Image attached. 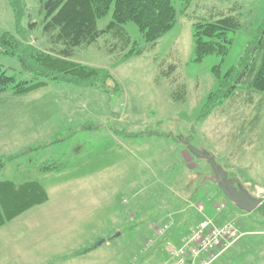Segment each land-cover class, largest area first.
<instances>
[{
  "label": "rangeland",
  "instance_id": "1",
  "mask_svg": "<svg viewBox=\"0 0 264 264\" xmlns=\"http://www.w3.org/2000/svg\"><path fill=\"white\" fill-rule=\"evenodd\" d=\"M173 2L179 14L177 24L140 56L121 63L118 55L108 52L105 38L76 50L73 60L108 70L121 92L52 82L19 95L26 97L21 100L11 92L0 95V158L16 156L0 168V180L28 172L30 159L59 158L64 151L73 153L78 145L85 152L70 157V166L62 172L37 174L33 180L44 187L49 200L19 218L27 229L41 231L40 220L42 238H46L43 249H51L50 257H72L78 248L90 249L62 264H174L172 251L183 246L194 221L157 238L149 227L171 229L177 212L190 209L187 215L192 212L190 206L196 208L200 201L213 207L226 203L224 223L232 222L245 233L212 264H264L262 208L240 211L207 181L212 171L205 160L187 150L190 169L182 156L187 149L183 137L195 149L214 154L217 164L250 194L264 198V94H249L244 86L210 116L200 118L208 96L218 90L213 67L220 65L225 75L239 65L264 25V0ZM226 15L235 16L242 26L229 55L193 63L194 25ZM43 16L40 0H25V16L17 31L10 1L0 0V35L30 38L38 47L44 42ZM109 19L100 20L99 29ZM126 29L133 41L144 44L134 24ZM172 65L176 70H168ZM0 66L18 80L28 77L16 57L0 54ZM180 85L185 86L183 98ZM64 120L73 123L76 135L56 143L53 133ZM234 127L238 133L233 134ZM230 163L231 168L226 167ZM30 216L32 220L27 219ZM27 234L32 245L35 233ZM175 234L179 237L172 242L170 235ZM48 253L42 255L44 262Z\"/></svg>",
  "mask_w": 264,
  "mask_h": 264
},
{
  "label": "trees",
  "instance_id": "2",
  "mask_svg": "<svg viewBox=\"0 0 264 264\" xmlns=\"http://www.w3.org/2000/svg\"><path fill=\"white\" fill-rule=\"evenodd\" d=\"M9 1L16 16L17 31H20V21L25 16V0ZM40 8L44 15V42L38 47L30 38H19L14 33L0 35V54L16 57L22 66V73L28 75L18 80L16 75H10L0 66V95L7 92L14 95L28 94L52 82L92 90L107 91L110 88L121 92L120 85L108 70L73 60L76 50L105 38L108 52L118 55L120 62L125 63L153 48L177 24L179 15L173 0H40ZM108 17L110 19L105 27L99 29L98 22ZM129 23L138 28L144 44L133 41L126 29ZM241 27L239 20L232 15L196 23L192 62L202 63L210 56L225 59L231 51L233 37ZM168 68L176 70L175 65ZM212 73L217 80L218 90L208 96L201 119L207 118L217 107L241 93L239 90L244 86L249 94H264V25L237 67L222 75L221 66L217 65L213 67ZM180 90V97L183 98L185 86L180 85ZM65 130L63 127L53 133L54 137L57 136L56 143L68 141L77 132L73 128ZM81 149V145H78L73 148V153L64 151L59 158L42 162L39 158L34 161L30 159L27 165L30 170L42 173L62 172L70 166L67 161L70 157L78 158L85 153H81ZM187 149L190 155L196 156L191 148ZM14 158L0 159V167ZM47 200L48 194L39 182L16 185L0 180V228ZM261 208L264 215V206ZM88 251L90 249L75 252L74 256Z\"/></svg>",
  "mask_w": 264,
  "mask_h": 264
},
{
  "label": "crops",
  "instance_id": "3",
  "mask_svg": "<svg viewBox=\"0 0 264 264\" xmlns=\"http://www.w3.org/2000/svg\"><path fill=\"white\" fill-rule=\"evenodd\" d=\"M260 94L261 93H259V95ZM14 96L18 97L20 100L26 98V97H22L19 95H14ZM58 100H59V98H58ZM24 102L27 103L26 101H24ZM260 102H261V100L259 101V104H260ZM22 109H24V108H22ZM260 113H261V111H260ZM63 127H65L66 130L71 129V128H73V123L70 121V123L68 124V120H64V123H63L61 128L63 129ZM239 127H240V125H239ZM61 128H59L58 130H60ZM234 128H235L234 131L232 130L233 134L238 133V131L236 130V127H234ZM231 137H232V140H234V142H235L236 138L234 136H231ZM187 154H188L187 149L182 151V156L185 158V161H186L185 165L188 168H190L189 165L187 164V161L190 160V158ZM9 157H16V156H9ZM5 158H7V157H3L0 159H5ZM229 160L230 159H228L227 161H229ZM230 166H231V163L226 167H230ZM3 167H0V168H3ZM190 169H193V168L191 167ZM27 171L28 172H25V170H22L21 171L22 173H19L17 178L11 177L7 181L13 182L16 185H23V184H26L29 182H38V181H35L33 179L36 178L37 174H40V173L42 174V172H38V171H34V170H27ZM227 171H228V173H230L229 170H227ZM10 172H12V171H10ZM9 175H11V173ZM230 175H231V173H230ZM231 176H233L236 179V177L234 175H231ZM209 178L210 177H207V179H209ZM236 181L238 183H240L237 179H236ZM209 182H211V184L214 183L213 181H209ZM217 204L218 203H215L214 204L215 206L213 207L212 205L203 204L200 201L196 204L197 205L196 208H195V206H190V207H192V212L188 213L187 215L185 213L189 212L188 210H190V209H186V211L177 212V214L173 218V225H172L171 229L169 228V230H171V232L174 230V228H178V230H179L184 223H185L184 225H186L189 222L192 223V221H194V224L192 226L193 228L191 229L190 234L194 231V229L199 224L204 223L207 220H212L217 226L223 225L224 219H221V218H223L221 216L224 214V211H222L220 214L218 213V211H215V208H217ZM201 206L203 207L202 210L199 208ZM226 207H227V205H226ZM32 209L33 208H31L29 210H32ZM29 210H27L26 212L15 217L13 220L7 222L5 225H3L0 228V264H52V262L54 264L55 263H61L62 264L64 261L65 262L69 261V260L71 261L74 258H79L82 256V255H77V256H72V257L70 256L69 257L70 254H66L63 256H55L54 258L50 257L53 255V252L51 251V249H43L46 246V238H42L41 231L43 232V225L40 222V220H38L37 223L39 222L38 225L40 226L41 231L36 230V229L32 230V228L27 229V227L24 224V220L20 221V219H19L22 216H24V214H26ZM194 213H196V215ZM27 219L32 220L33 218H32V216H30ZM149 230L152 231L153 235H156V238H157V236H163L167 232L166 231L163 235H159V231L161 229L157 226H154V225H151L149 227ZM30 232L35 233V239H34V242L32 245H31L30 236L27 234ZM190 234H188V235H190ZM242 234L245 235V233H242ZM170 237H171L172 242H176L177 241L176 239H178L179 234H175L174 236L170 235ZM27 238H28V240H27ZM81 250H83V248H81V249L78 248L75 250V252H78ZM43 253L44 254L48 253V256H49V258L46 256L45 262L42 260ZM59 258L60 259L64 258V260H62L60 262L56 261Z\"/></svg>",
  "mask_w": 264,
  "mask_h": 264
},
{
  "label": "built area",
  "instance_id": "4",
  "mask_svg": "<svg viewBox=\"0 0 264 264\" xmlns=\"http://www.w3.org/2000/svg\"><path fill=\"white\" fill-rule=\"evenodd\" d=\"M224 207L218 205L217 210L221 211ZM199 208L203 209L202 206ZM168 229L169 226L161 229L159 235H163ZM242 236L232 222L217 226L212 220H207L194 229L181 248L172 251L174 264H212L221 254L231 249Z\"/></svg>",
  "mask_w": 264,
  "mask_h": 264
},
{
  "label": "water",
  "instance_id": "5",
  "mask_svg": "<svg viewBox=\"0 0 264 264\" xmlns=\"http://www.w3.org/2000/svg\"><path fill=\"white\" fill-rule=\"evenodd\" d=\"M182 143L191 148L196 153L197 159L205 160L210 166L212 175L208 181H213L218 188L223 192L225 198L235 204V206L242 212L252 213L259 207L264 206V198L259 195L250 194L243 185L234 186L230 183L228 172L219 164H217L214 157L201 150L195 149L189 140L182 138ZM102 240L99 244L104 243Z\"/></svg>",
  "mask_w": 264,
  "mask_h": 264
},
{
  "label": "flooded vegetation",
  "instance_id": "6",
  "mask_svg": "<svg viewBox=\"0 0 264 264\" xmlns=\"http://www.w3.org/2000/svg\"><path fill=\"white\" fill-rule=\"evenodd\" d=\"M229 179H230V183L232 185H234V186L240 185L233 176H230Z\"/></svg>",
  "mask_w": 264,
  "mask_h": 264
}]
</instances>
